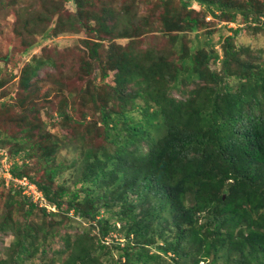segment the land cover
<instances>
[{
	"label": "trees",
	"instance_id": "trees-1",
	"mask_svg": "<svg viewBox=\"0 0 264 264\" xmlns=\"http://www.w3.org/2000/svg\"><path fill=\"white\" fill-rule=\"evenodd\" d=\"M62 1L77 7L68 16L70 32L84 30L89 37L83 39L90 51L84 75L99 68L100 77L63 98L56 115L70 132L43 130L31 104L38 82L32 79L54 65L45 56L24 64L18 100L0 103V113L15 105L21 110L13 118L16 133L0 129V147L22 157L12 161V177L27 178L55 208L40 207L44 215L62 214L68 224L79 223L76 216L88 224L67 234L51 262L264 264V47L236 42L239 28L213 40L206 18L242 21L255 34L264 31V0H178L184 13L178 10L172 19L165 10L160 18L162 32H172L168 51L135 49L144 30H153L149 22L144 29L122 24L118 31L116 10L108 4L94 12L92 0ZM192 1L204 8L196 15L187 11ZM61 5L51 12L47 37L62 32ZM128 7L124 3L118 16L124 18ZM71 102L82 108L78 119L65 108ZM67 148L77 156H61ZM66 170L69 177L59 180ZM25 203L24 222H0V231L13 234L0 264H25L55 235L44 225L40 241L31 233L27 217L36 204ZM115 232L122 241L111 236Z\"/></svg>",
	"mask_w": 264,
	"mask_h": 264
},
{
	"label": "rangeland",
	"instance_id": "rangeland-1",
	"mask_svg": "<svg viewBox=\"0 0 264 264\" xmlns=\"http://www.w3.org/2000/svg\"><path fill=\"white\" fill-rule=\"evenodd\" d=\"M92 1L93 5L90 7V11L98 12L102 4H108L116 10L113 12L114 19H112V22L115 21L118 24V28L123 24L126 26V29H132L136 25L142 26L144 29L145 23H150L151 26H148L153 30H144L145 34L135 40V49L152 47L158 51H168L170 46L169 35H172V32H162L163 26L160 18L165 10L170 11L172 19L176 18L178 10L184 13L178 0H167L163 3H161V0ZM123 2L126 6H129L128 12L124 16L126 19L119 17L117 14L119 13L117 10L123 6ZM60 3L63 4L61 5V10L62 25L64 26L60 27L62 32L47 37L52 31L51 29L54 25L53 19H55V16H52L51 12L54 6L60 5ZM187 9L191 15H196L194 11H202L204 8L199 6L195 1H192ZM76 10L77 7L72 1L0 0V79L4 81V86L0 88V103L8 102L9 104H14L18 100L19 95H21L20 83L18 81L20 71L33 55H42L45 58H49L53 61L54 65L44 66L38 72V76L34 80L32 79L31 83L37 82V80L38 82L37 86H32L36 94L31 104L36 109L37 115L43 123L41 128L58 135L70 132V130L60 125L59 117L56 115L57 110L62 106L63 98L67 97L69 93L75 95V92L81 90L84 84L89 81L88 79L95 77V81H97L100 78L96 77V74H99V68L93 69L89 75H84L82 64L85 62V59H89L88 55L90 51L87 52L88 47L84 46L83 39L89 37L84 30H78V32H70L71 30H69L70 19L68 16ZM206 18L208 19H206L207 21L211 22L209 26L214 29L213 40L218 39L221 34H231L232 30L230 28H239L240 32L235 37L237 39L236 42L248 45L253 49L264 47V31L262 30H258L255 34H252V30L246 28L248 24L242 21L229 22L225 16L210 18L208 15ZM108 22L110 23V20ZM90 23L93 27L95 26V22L92 20ZM117 30H123V27L121 26ZM199 32L203 31L200 30ZM89 36L91 37L93 34L90 33ZM192 36L193 33L191 32L187 34V37ZM116 42L127 44L128 38H117ZM107 44L108 42H103V56L107 54L105 53ZM216 47L219 48L218 45ZM212 66L214 65L212 64ZM112 77L113 72L110 71L109 76L104 79L105 83H112ZM59 83L62 86L60 85L59 87ZM76 103L77 101H75ZM69 104L65 108L68 112L72 113L73 117L78 119L82 108L79 106L75 110L73 108L74 102ZM20 111L17 105L13 106L9 111L8 109H2V113H0V129H5L7 133H16L18 127L13 122V118L17 117ZM11 154L8 146L0 147V222L3 221L4 217H8V221L24 222L22 215V211L26 207L24 201L30 200L35 203L36 207L27 217V222L33 227L31 233L37 235L40 241L41 231L39 227L44 225L45 229L52 228L55 235L47 237L46 241L40 244V249L33 256L29 257L25 261V264H49L53 258L54 249L58 250L63 246V241L67 234H75L81 229V226L88 228V224L83 221L80 222L76 216H74V221L79 223L71 222L68 224L62 217V214L57 216L44 215L40 207H45L46 212L55 211V208L50 206L43 197H38L39 191L35 185V190H32L30 186H24L18 182V179L10 175L12 161L16 160L18 163L22 161V157L20 158L19 155L12 156ZM60 155L72 158L77 156V152L71 148H67L60 150ZM60 155L57 159L60 158ZM26 161L31 163L34 159H27ZM68 175L69 172L66 170L59 180L68 178ZM26 181L31 184L28 179ZM18 188L21 190L20 193H18ZM9 199L13 202L9 203ZM60 219H62V222L58 224ZM117 235L120 234L116 232L111 233V236L115 237L118 241H122L123 237ZM12 239L13 234L10 230L0 231V257H3L8 252ZM109 239L108 237L106 238L107 241ZM42 250L45 251L42 252ZM104 262L105 264H114L109 259ZM52 263L57 264L54 261Z\"/></svg>",
	"mask_w": 264,
	"mask_h": 264
},
{
	"label": "built area",
	"instance_id": "built-area-1",
	"mask_svg": "<svg viewBox=\"0 0 264 264\" xmlns=\"http://www.w3.org/2000/svg\"><path fill=\"white\" fill-rule=\"evenodd\" d=\"M9 173H10V172H9ZM10 175H11V174H10ZM16 179H17V178H16ZM26 179H27V178H25V177H24V178H20V179H18V182L22 183L24 186H25V185H26L27 187L30 186V187L32 188V190H35V189H34V187H35L34 184H33V183L29 184V183L26 181ZM27 184H28V185H27ZM33 192H34V191H33ZM38 197H41V198H42V195H41L40 192L38 193Z\"/></svg>",
	"mask_w": 264,
	"mask_h": 264
}]
</instances>
